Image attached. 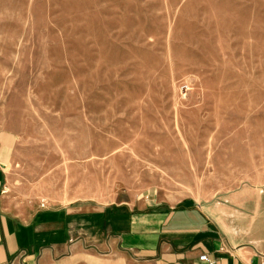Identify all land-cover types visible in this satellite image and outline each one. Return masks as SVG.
<instances>
[{"label": "rangeland", "instance_id": "374dc122", "mask_svg": "<svg viewBox=\"0 0 264 264\" xmlns=\"http://www.w3.org/2000/svg\"><path fill=\"white\" fill-rule=\"evenodd\" d=\"M0 160L42 264H160L264 186V0H0Z\"/></svg>", "mask_w": 264, "mask_h": 264}, {"label": "crops", "instance_id": "0c3cea01", "mask_svg": "<svg viewBox=\"0 0 264 264\" xmlns=\"http://www.w3.org/2000/svg\"><path fill=\"white\" fill-rule=\"evenodd\" d=\"M4 167L0 160V264H42L53 253L44 250V242L53 244L59 236L58 215H51L55 223L45 229L47 237L36 217L28 223L7 213L2 206L7 189ZM194 213V222L169 234L174 239L164 240L157 252L147 248L160 253L158 263L210 264L200 260L206 255L212 264H264V186L257 195L229 196L196 207Z\"/></svg>", "mask_w": 264, "mask_h": 264}, {"label": "built area", "instance_id": "2783aa9c", "mask_svg": "<svg viewBox=\"0 0 264 264\" xmlns=\"http://www.w3.org/2000/svg\"><path fill=\"white\" fill-rule=\"evenodd\" d=\"M200 260H201L202 262H209L210 264H212V263L209 261V259L207 258L206 255L202 256V257L200 258Z\"/></svg>", "mask_w": 264, "mask_h": 264}]
</instances>
